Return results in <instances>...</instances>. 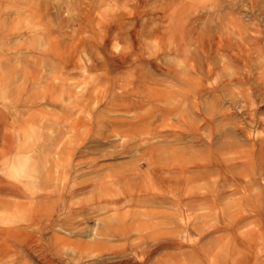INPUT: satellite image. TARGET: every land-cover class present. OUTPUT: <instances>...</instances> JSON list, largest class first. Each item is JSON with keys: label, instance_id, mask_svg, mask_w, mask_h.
I'll use <instances>...</instances> for the list:
<instances>
[{"label": "rangeland", "instance_id": "rangeland-1", "mask_svg": "<svg viewBox=\"0 0 264 264\" xmlns=\"http://www.w3.org/2000/svg\"><path fill=\"white\" fill-rule=\"evenodd\" d=\"M212 1L182 0L181 17L194 22L207 17L213 22L209 25L212 36L217 35L213 38L219 39L225 37L222 25L228 23L226 28L231 30V17H240L237 20L243 21L249 36L264 37V0ZM167 2L0 1V114L7 120L5 131L0 123V181L20 187L0 189V264H42L47 260L70 264L78 259L73 243L93 239L107 224L114 229L100 249L106 255L103 264H264V174L258 173L259 140L246 139L241 128L264 132V91L258 90L264 88V53L256 50L255 55L251 50L253 68L230 63L238 68L234 73L232 66L221 68L215 55L210 64L213 71L205 72V79L198 78L203 89L207 88L198 98L200 106L207 114L214 112L217 125L213 133L203 132L202 138L210 134L216 143L236 142L230 155H234L239 176L233 183L228 174L220 172L203 179L187 178L188 173L183 177L178 163L191 155V140L184 128L189 103L181 102L176 94L185 83L167 68L174 72L190 69L175 49L172 25L162 15ZM197 20V25L192 21L196 27L200 26ZM243 75H248L250 84L239 79ZM255 77L261 79V87ZM144 86L150 93L142 91ZM231 92L238 101L235 109L227 98ZM215 95L221 99L216 101ZM176 103L179 107L172 111ZM141 119L145 124L138 130ZM236 124L241 125L238 130ZM3 131L10 135V150L1 147ZM198 148L204 155L211 154L204 145ZM253 148L257 150L251 151ZM179 185L182 196L202 192L205 201L188 200L183 207V202L173 198L176 191L181 193ZM103 192L110 199L122 195L126 202L118 208L100 209ZM213 197L218 199L216 206ZM181 210L190 215L186 224L178 219ZM235 216L242 220L233 231L230 226Z\"/></svg>", "mask_w": 264, "mask_h": 264}, {"label": "bare ground", "instance_id": "bare-ground-1", "mask_svg": "<svg viewBox=\"0 0 264 264\" xmlns=\"http://www.w3.org/2000/svg\"><path fill=\"white\" fill-rule=\"evenodd\" d=\"M1 1V0H0ZM14 1V0H13ZM26 1V0H25ZM164 1V0H163ZM167 1V0H166ZM249 1H251V0H249ZM12 2V1H11ZM19 2V1H18ZM141 2V1H140ZM213 3H214V0L212 1ZM229 2V1H228ZM20 3V2H19ZM215 3H216V0H215ZM249 3V2H248ZM167 4H168V8L167 9H169V11L170 12H168V11H166L165 9V6L163 7L162 6V8H163V12H166V13H163L162 15H166V17H165V19H166V21L168 22V24H169V22H170V26L173 28V30H174V32L175 33H173L174 34V37H176L173 41H174V44H175V49H177L178 50V52H179V54H180V58H181V60H182V62H186L187 64H188V68L190 69V71L189 72H186V71H184V72H174V70L172 69V68H167V70H168V72H170L171 74H175V75H177V77L178 78H180L181 80H182V82H184L185 83V85H183V86H185L184 88H182V89H178V92L176 93L177 94V96H178V99H180V101L181 102H185V103H189L188 104V108H189V110H188V112H187V110H186V113H187V120H185L186 121V125H185V131H186V133H187V135L189 136V141L191 142V155H195V157H193V158H191L192 156L190 155V157H188V159L186 160V161H183V162H181V161H179V168H178V171L183 175V177H185L186 175H187V173H188V175L186 176L187 178H190L191 176H193V177H198V178H202V177H204V176H206V175H210V174H213V173H211V172H220V173H224V174H228L230 177H231V181H232V183L234 182V178H235V176L236 175H238V171H237V165L234 163V155H230L231 153H234L235 152V141L234 140H232V141H224V142H218L217 141V143L216 142H213V140H212V138H214V137H212V135H210L209 134V136H207V135H205V136H207V137H203L202 138V135H203V132H207V131H209L210 133H213L215 130V128H216V123H215V119L213 118V113H211V115L210 114H207L205 111H204V109H202L201 108V106H200V102H199V100H198V98L200 99V95H201V92L202 91H204V90H206L207 88H205V89H203V86H202V81L200 80H198V78L199 77H201V76H205V72H212L213 70V68L212 67H210V66H212V65H210V64H212V58H213V56H215L216 55V57L219 59V61H220V63L219 64H221L220 66H221V68H226V67H228V66H232V65H229L230 63H234V67H237L238 65V63H241V64H243V66H241V64H240V66L241 67H244V69L249 65V68H250V63H252L251 62V57L253 58V55L251 56V53H252V51L253 52H255L256 54L255 55H257L258 53L256 52V50L257 51H261V53H264V37H262V38H260V37H258V33H259V35H261L262 34V36H264V33H261L260 34V31L258 30V32H257V34H255V35H257V37H255V36H249L248 35V29L246 28V26L244 25V24H242L243 23V21H242V23L239 21V20H237V19H240V17L239 18H237L236 20H234V19H232V17H231V20L229 21V23L231 24L230 25V28H231V30L230 29H227L226 28V26H227V24L225 25V26H223L224 24H223V22H222V28L221 29H223V31L225 32L224 34H225V37L223 36V38H221V36H219L220 37V39L219 38H213V37H215V36H217V35H215L214 34V36H212L213 35V33H211L210 32V28H209V25H211V22H212V20H208V18L206 17V20L204 19V18H199L198 20H197V22H199V24H200V26L198 25V27H196V25L198 24V23H195L196 22V20H195V22H194V20H193V18H192V20L191 21H189L188 19H184L183 20V18L181 17V10H182V7H181V4H183L182 3V0H168V2H167ZM188 4V3H187ZM232 4V3H231ZM245 4V3H244ZM1 5V4H0ZM5 7H6V5L5 4H3ZM12 5V4H11ZM236 5V4H235ZM234 5V6H235ZM240 5V4H239ZM4 7V8H5ZM18 7V6H17ZM232 7V6H231ZM236 7V6H235ZM243 7H245V6H243ZM246 8V7H245ZM187 9V8H186ZM241 9V8H240ZM0 10H3V9H0ZM19 10V9H18ZM198 10V9H197ZM22 11V10H21ZM236 11H239L238 9H236ZM2 12V11H1ZM6 12H7V10H6ZM18 12V11H17ZM235 12V11H234ZM3 13V12H2ZM161 13H162V11H161ZM4 14V13H3ZM195 14V13H194ZM230 14V13H229ZM219 15V14H218ZM225 15H227V17H228V14H225ZM237 15V14H236ZM10 16V15H9ZM131 16V15H130ZM217 16V15H216ZM205 17V16H204ZM211 17V16H210ZM212 17H214V16H212ZM211 17V18H212ZM217 17H219V16H217ZM234 17V16H233ZM196 18V17H195ZM221 18V17H220ZM220 18H218V20L220 19ZM224 18V17H223ZM229 18V17H228ZM161 20V19H160ZM215 20H217L216 19V17H215ZM221 20V19H220ZM223 20V19H222ZM227 20V19H226ZM3 21V20H2ZM196 24V25H194L193 24V22ZM245 21V20H244ZM201 22V23H200ZM213 23V22H212ZM249 23V22H248ZM215 24H218V23H215ZM251 26H253L251 23H249ZM249 24H247V25H249ZM169 27V26H168ZM256 27V26H255ZM2 28V27H1ZM166 28V27H165ZM254 28V27H253ZM132 29V28H131ZM213 29V28H212ZM168 30V29H167ZM172 30V31H173ZM255 30V29H254ZM7 31V30H6ZM133 31H135V30H133ZM217 31V30H216ZM215 31V32H216ZM214 32V33H215ZM219 32H221V31H219ZM218 32V33H219ZM252 31H250V33H251ZM254 32V31H253ZM252 32V34H254ZM46 33V32H45ZM159 33V32H158ZM161 33V32H160ZM48 34V33H47ZM172 34V33H171ZM156 35V34H155ZM154 35V36H155ZM242 35H245V37L243 36L242 37ZM165 36H167V35H165ZM173 36V35H172ZM230 36H232V38L230 37ZM160 37H162V36H160ZM230 37V38H229ZM142 38H144V37H142ZM151 38V37H150ZM163 38V37H162ZM177 38H178V40H177ZM179 38L183 41V43L181 44H178L179 43ZM134 39V38H133ZM131 40H132V38H131ZM178 42H177V41ZM140 41V40H139ZM171 41V40H170ZM149 42V41H148ZM172 42V41H171ZM136 44V43H135ZM165 45V44H164ZM172 46V45H171ZM138 47V46H137ZM159 47V46H158ZM46 48V47H45ZM137 49V48H136ZM136 49H134V50H136ZM174 49V50H175ZM224 50V51H227L228 52V55H223L222 53H224L223 51L221 52V50ZM253 49V50H252ZM252 50V51H251ZM136 52V51H135ZM134 52V53H135ZM138 52V51H137ZM140 53V52H139ZM261 53H259V54H261ZM225 54H226V52H225ZM253 54V53H252ZM141 55V54H140ZM155 55V54H154ZM143 56H145V55H143ZM256 57V56H255ZM254 57V58H255ZM259 57H262V54L261 55H259ZM218 59H217V61H218ZM256 60L258 59V63L260 62V63H262L261 61H262V59L260 60L258 57L257 58H255ZM254 59V60H255ZM260 60V61H259ZM126 61V60H125ZM132 61V60H131ZM253 61V60H252ZM184 62V63H185ZM257 62V61H256ZM128 63V62H127ZM214 63V62H213ZM237 63V64H236ZM173 64V63H172ZM182 64V63H181ZM180 64V65H181ZM218 64V63H217ZM257 64V63H256ZM237 65V66H236ZM258 65V64H257ZM261 64H259V66H260ZM219 66V67H220ZM232 66V68H234ZM255 66V65H254ZM258 66V68H256L257 69V71L259 70L260 71V67ZM215 67H217V65L215 66ZM251 67H252V65H251ZM221 68H218V69H221ZM229 68V67H228ZM232 68H230V71H231V69ZM253 68V67H252ZM175 69V68H174ZM181 69V68H180ZM217 69V68H216ZM238 69V68H237ZM237 69L235 70V68L232 70L233 71V73H234V70L235 71H237ZM29 70V69H28ZM164 70V69H163ZM249 70V69H248ZM180 71V70H179ZM182 71V70H181ZM217 71V70H216ZM224 71H229L228 69L227 70H224ZM224 71L222 70V72L224 73ZM231 71V72H232ZM240 71V73L243 71H241V70H239ZM246 71V70H245ZM256 70L255 71H253V73L254 72H257ZM7 72V71H6ZM217 72H219V71H217ZM221 72V70H220V73H222ZM230 72V73H231ZM250 72V71H249ZM215 74H217L216 72H214ZM232 74V73H231ZM245 74H247V73H245ZM261 74L262 75H264V70H262L261 71ZM2 75V74H1ZM4 75H5V73H4ZM208 75H209V73H208ZM210 75H212V77L211 78H213V75L214 74H211L210 73ZM224 75H227V74H224ZM233 75H235V74H233ZM236 75H238V73H236ZM23 76V75H22ZM41 76V75H40ZM204 76H203V78H204ZM256 76H257V74H256ZM259 76V75H258ZM209 77V76H208ZM217 77V76H216ZM226 77V76H225ZM229 77H230V74H229ZM261 76H259V78H260ZM7 78V77H6ZM210 78V77H209ZM254 78V77H253ZM256 78L257 77H255V80H256ZM258 78V79H259ZM261 78H264V76H262ZM205 79V78H204ZM204 79H203V81H204ZM224 79V78H223ZM232 78H230V80H231ZM234 79V78H233ZM240 80H242L243 81V83L244 82H246V83H249L248 82V75H243V77L242 78H239ZM258 79L256 80L257 82H258V84L260 85V83H261V79H260V81H258ZM144 80V79H143ZM142 80V81H143ZM147 80V79H146ZM209 80V79H208ZM217 80V79H216ZM219 80H220V78H219ZM225 80V79H224ZM224 80H223V82H224ZM254 80V79H253ZM141 81V82H142ZM207 81V80H206ZM211 81H214V80H212L211 79ZM232 81V80H231ZM239 81V80H238ZM146 82V81H145ZM205 82V81H204ZM217 82L218 81H216V84H217ZM223 82H220L221 84H220V86H221V88H224L223 86ZM240 82V81H239ZM262 82H264V81H262ZM1 83H3V82H1ZM206 83V82H205ZM209 83H210V81H209ZM208 83V84H209ZM215 82H213L212 84H214ZM229 83V82H228ZM236 83H238V82H236ZM236 83H234V84H236ZM252 83V82H251ZM254 83L256 84V82L254 81ZM254 83H253V86H254ZM136 84V83H135ZM142 84H143V82H142ZM204 84V83H203ZM218 84H219V82H218ZM250 84V83H249ZM248 84V85H249ZM257 84V85H258ZM43 85V84H42ZM144 85V84H143ZM150 85V84H149ZM205 85V84H204ZM210 85V84H209ZM244 85V84H243ZM262 85V87H264V83H262L261 84ZM261 85H260V87H261ZM74 86V85H73ZM132 86V85H131ZM216 86V85H215ZM220 86H219V88H220ZM239 86V85H238ZM245 86V85H244ZM247 86V85H246ZM144 87H146V86H144ZM143 87V88H144ZM206 87V86H205ZM212 87V86H211ZM241 87V86H240ZM247 87H249V86H247ZM218 88V89H219ZM239 88V87H238ZM256 88V87H255ZM259 88V87H258ZM7 89V88H6ZM145 89H148L147 87L146 88H144L142 91H144ZM227 89V88H226ZM248 89V88H247ZM257 89V88H256ZM4 90V89H3ZM23 90V89H22ZM214 90V89H213ZM225 90V89H224ZM239 90H241V89H239ZM242 90H245L244 88L242 89ZM258 90H260V92H262V91H264V88H262V89H258ZM6 91V90H5ZM136 91V90H135ZM147 91V90H146ZM210 91V90H209ZM215 91V90H214ZM218 91V90H217ZM217 91H215V92H217ZM232 91V90H231ZM249 91V90H248ZM148 93H150V90L148 89V91H147ZM205 92V91H204ZM259 92V91H258ZM260 92H259V94H260ZM218 93V92H217ZM235 93V92H234ZM152 94V93H151ZM203 94H205V93H203ZM6 95V94H5ZM153 95V94H152ZM152 95H150V96H152ZM158 95V93L157 94H154L153 96H155L156 98L158 97H161V96H157ZM162 95V94H161ZM221 95V94H220ZM216 96V101L217 100H219V99H221V98H219V97H221V96H217V95H215ZM214 96V97H215ZM251 96V95H250ZM256 96V95H255ZM261 96H264V95H261ZM154 97V98H155ZM171 97H172V95H171ZM225 97V96H224ZM253 97V96H252ZM259 97H260V95H259ZM155 98V99H156ZM174 98H176V95H175V97H173L172 99H174ZM217 98H219V99H217ZM227 98L229 99V104L231 105V107L232 108H234L235 109V105H236V103H238V101H237V99L232 95V92H231V95H227ZM226 98V99H227ZM238 98H240L239 96H238ZM171 99V98H170ZM171 99V100H172ZM202 99V98H201ZM245 98H242V100H244ZM260 99V98H259ZM261 99H264V98H261ZM205 100V99H204ZM214 100V99H213ZM176 101V100H175ZM239 101H241V100H239ZM248 101V100H247ZM202 102V101H201ZM205 102V101H204ZM242 102H244V101H242ZM242 102H241V104H242ZM257 102V101H256ZM260 102H262V101H260ZM206 103V102H205ZM221 103V102H220ZM240 103V102H239ZM244 103H246V100H245V102ZM167 104H168V102H167ZM182 104V103H181ZM250 104H251V102H250ZM255 104V103H254ZM163 105V104H162ZM201 105H203V103H201ZM205 105V104H204ZM243 105V104H242ZM241 105V106H242ZM249 105V104H248ZM207 106V105H206ZM210 106H212V104L210 105ZM226 106V105H225ZM179 107V105L176 103V104H174L173 105V107H172V111L173 110H175L176 108H178ZM218 107V106H217ZM228 107V106H227ZM237 107V106H236ZM246 107V104H245V106H244V108ZM205 108V107H204ZM211 108V107H210ZM230 108V107H229ZM240 108V107H239ZM243 108V107H242ZM163 109V108H162ZM206 109V108H205ZM209 109V108H208ZM217 109V108H216ZM9 110V109H8ZM156 110H159V109H156ZM165 110V109H164ZM211 110V109H210ZM212 110H214V109H212ZM253 110V109H252ZM169 111H171V109H169ZM171 111V112H172ZM222 111V110H221ZM221 111H220V113H221ZM228 111V110H227ZM226 111V112H227ZM247 111V110H246ZM255 111V110H254ZM166 112H167V110H166ZM229 112V111H228ZM225 113V116H226V118L228 117L229 118V113L230 112H232V111H230L229 113ZM251 112L252 111H250V115H251ZM219 113V112H218ZM224 113V112H223ZM235 113V112H234ZM248 114H249V112H247ZM169 114V113H168ZM168 114H166V116L168 115ZM179 114V113H178ZM177 114V115H178ZM254 114V113H253ZM252 114V116H255V115H253ZM160 115H161V113H160ZM165 115V114H164ZM232 115V114H231ZM243 115V114H242ZM174 116V115H173ZM182 116V115H181ZM184 116V115H183ZM182 116V117H183ZM249 116V115H248ZM247 116V117H248ZM182 117H180L181 119H182ZM250 117V116H249ZM258 117V116H257ZM167 118V117H166ZM217 118V117H216ZM240 118H242V117H240ZM251 118V117H250ZM249 118V119H250ZM168 119V118H167ZM176 119V118H175ZM184 119V118H183ZM238 119V118H237ZM249 119H248V121H249ZM75 120H76V118H75ZM160 120H162V118L160 119ZM229 120H230V118H229ZM254 120V119H253ZM6 119H5V116L4 115H2V114H0V123H1V129H3L4 131H5V125L7 124L6 123ZM138 121V120H137ZM165 121V120H164ZM232 121H234V119H232ZM235 121H236V119H235ZM251 121H252V119H251ZM129 122V121H128ZM136 122V121H135ZM134 122V123H135ZM139 122V121H138ZM241 122V121H240ZM244 122V121H243ZM253 122V121H252ZM251 122V123H252ZM133 123V122H132ZM133 123V125L135 126V124ZM180 123H182V122H180ZM237 123V122H236ZM245 123H246V121L244 122V125H245ZM145 124V120L144 119H141L140 120V122L139 123H137V129L139 128V129H142L143 128V125ZM169 124V123H168ZM240 124H242V123H240ZM239 124V125H240ZM247 124V123H246ZM237 125V128H235L236 130H238L239 128H240V126L238 125V124H236ZM236 125H234L235 127H236ZM243 125V124H242ZM253 125V124H252ZM134 126H133V128H134ZM233 126V125H232ZM246 126V125H245ZM167 127V126H166ZM239 127V128H238ZM131 128V127H130ZM147 128H149V127H147ZM146 128V129H147ZM242 128V132H243V134H244V136H245V138L246 139H249V140H251V139H254L255 137H257V139L259 140L258 141V143H259V146H258V148H259V150L257 151V158H258V160H259V163H260V169H258V173L260 174V175H262V174H264V152H262V148H264V132H262V133H253L252 131H250V130H247V129H245V128H247V127H245V128H243V127H241ZM252 128V127H251ZM138 129V130H139ZM180 129V128H179ZM217 129V128H216ZM224 129V128H223ZM234 129V130H235ZM134 130V129H133ZM143 130V129H142ZM184 130V129H183ZM3 131V133L1 134L2 135V137H1V147H4V148H6L7 150H10V144H9V139H10V135L7 133V132H4ZM217 131V130H216ZM142 132V131H141ZM144 132V131H143ZM231 132V131H230ZM236 132H240V131H236ZM235 132V133H236ZM242 132H241V134H242ZM140 133V132H139ZM183 133V132H182ZM234 133V132H233ZM134 134H136V133H134ZM218 134V133H217ZM238 134H240V133H238ZM188 136H187V138H188ZM243 136V135H242ZM243 136V137H244ZM174 138V137H173ZM244 138V139H245ZM177 140V139H176ZM249 140H248V142H249ZM188 141V142H189ZM253 141V140H252ZM172 142V141H171ZM194 142V143H193ZM247 142V141H246ZM251 143V142H250ZM252 144V143H251ZM250 144V145H251ZM198 145H201V146H206V149L208 150V151H210V153L212 154L213 153V155H211V154H207V155H204V152H200V149L198 148ZM256 145V144H255ZM254 145V146H255ZM188 146V145H187ZM197 146V147H196ZM249 146V145H248ZM165 147H167V146H165ZM189 147V148H190ZM242 147V146H241ZM243 147H245V145L243 146ZM252 147V146H251ZM189 148H188V150H189ZM242 149V148H241ZM240 149V150H241ZM244 149V148H243ZM187 150V151H188ZM203 150V149H202ZM201 150V151H202ZM239 150V149H238ZM250 150V149H249ZM252 150H254V148L253 149H251V151ZM257 150V149H256ZM256 150H254L253 152H255ZM248 151V150H247ZM12 152V151H11ZM55 152V151H54ZM148 152H149V150H148ZM249 152V151H248ZM179 153H181V152H179ZM223 154L224 155V153H228L229 154V156L228 157H223L221 154ZM246 153V152H245ZM147 154H149V153H147ZM184 154H185V152H184ZM145 155V154H144ZM247 155V154H246ZM237 156V155H236ZM252 156H253V154H252ZM255 156V155H254ZM198 157V158H197ZM246 157V156H245ZM251 157V156H250ZM190 158V159H189ZM197 158V159H196ZM256 158V157H255ZM149 159H151V158H149ZM178 159V158H177ZM245 159V158H244ZM253 159H254V157H253ZM250 161V160H249ZM254 161V160H253ZM257 161V160H256ZM251 162V161H250ZM171 163V162H170ZM175 163V162H174ZM241 163H243L242 161L240 162V164ZM255 163H257V162H255ZM237 164H239V163H237ZM249 164V163H248ZM252 164H254V162H252ZM148 165H153V163L152 162H149L148 163ZM247 165V164H246ZM161 166V165H160ZM239 166V168H240V165H238ZM244 166V165H243ZM241 167L240 169H242V168H244V167H246V166H244V167ZM256 166H257V164H256ZM255 166V167H256ZM177 167H178V165H177ZM248 168H249V166H248ZM247 168V169H248ZM175 169V168H174ZM177 169V168H176ZM239 169V171H241ZM252 169V168H251ZM255 169H257V168H255ZM254 169V170H255ZM148 171V170H147ZM160 171V170H159ZM256 171V170H255ZM57 173V172H56ZM30 174V173H29ZM192 174H194V175H192ZM217 174H219V173H217ZM180 175V174H179ZM239 176V175H238ZM245 176V175H244ZM260 177V176H259ZM180 178V177H179ZM186 178V179H187ZM250 178V177H249ZM175 179V178H174ZM203 179V178H202ZM259 179H261V178H259ZM171 180V179H170ZM182 180H183V178H182ZM175 181V180H174ZM179 181V180H178ZM205 181V180H204ZM262 181H264V180H262ZM18 182V181H17ZM168 182V181H167ZM177 182V181H176ZM189 183V182H188ZM216 183V182H215ZM259 183H260V185H261V181H259ZM25 184V183H24ZM200 184V183H199ZM199 184H198V186H199ZM236 184V183H235ZM125 185V184H124ZM123 185V186H124ZM145 185V184H144ZM174 185H175V182H174ZM233 185V184H232ZM262 185H264V184H262ZM231 186V185H230ZM240 186H242V185H240ZM23 187V186H22ZM251 187V186H250ZM1 188H6V189H8V190H18L20 187L17 185V184H8V183H6V184H4V183H1V181H0V189ZM26 188V187H25ZM171 188V187H170ZM182 188H184L183 186H182ZM187 188H189V187H187ZM185 189H186V187H185ZM258 189H259V187H258ZM22 190V189H21ZM178 190H180L181 191V187H180V185H179V187H178ZM183 190V189H182ZM196 190V189H195ZM223 190H225V189H223ZM262 190H264V189H262ZM188 191V190H187ZM201 191H203V190H201ZM200 191V192H201ZM21 193V192H20ZM62 192H60V194H61ZM179 191L177 192L176 191V194L177 195H175V196H173V198H175V200L177 201V203H181V202H183L182 204H183V207H187L188 205H187V202H189L188 200H191V203H192V200H194V201H198L199 203H201L203 200L205 201V194L202 196V192L201 193H199V195H197L196 193H191V192H188V193H186V195L185 196H182V191H181V193H180V195H179ZM204 193H206V192H204ZM216 193V192H215ZM224 193H225V191H224ZM201 194V195H200ZM37 195V194H36ZM207 195V194H206ZM40 196V195H39ZM42 196V195H41ZM60 196V195H59ZM147 197V196H146ZM190 197H192V198H190ZM211 197H212V195H211ZM112 199H110V195H108L107 193H105V192H103V193H101V198H100V201H101V208L100 209H107L109 206H111L112 208L114 207V208H118L119 207V205L120 204H123L124 202H126V200H125V198L122 196V195H117V197L116 196H113V197H111ZM217 198V197H216ZM58 199V198H57ZM209 199H210V197H209ZM213 199H214V197H213ZM49 200V199H48ZM51 200V199H50ZM210 200H212V199H210ZM209 200V202L211 203L212 201H210ZM218 200V199H217ZM217 200H215L214 199V201H215V203H216V201ZM221 200V199H220ZM49 202V201H48ZM131 202V201H130ZM206 202H208V199L206 200ZM208 202V203H209ZM47 204V203H46ZM53 204V203H52ZM184 204H185V206H184ZM218 203H216L215 204V206L217 205ZM230 204V203H229ZM176 205V204H175ZM178 205H180V204H178ZM52 206V205H51ZM137 206V205H136ZM181 206V205H180ZM214 206V207H215ZM179 207V206H178ZM229 207V206H228ZM51 208V207H50ZM182 208V207H181ZM180 208V209H181ZM191 208V207H190ZM188 209V208H187ZM186 209V210H187ZM7 210V209H6ZM182 210H184L183 208H182ZM180 211L181 213H180V216L178 217V219H180V221L181 222H183L184 224H186V222H187V219H188V213H187V211ZM212 212V211H211ZM229 212V211H228ZM42 214V213H41ZM44 214V213H43ZM241 215V214H240ZM43 216V215H42ZM190 216V215H189ZM242 216V215H241ZM241 216H235L236 218H233V223H232V225H231V223H230V228H232V230L233 231H235V229H236V227H237V223H240V221L242 220L241 218L243 217H241ZM246 216V215H245ZM244 216V217H245ZM222 219V218H221ZM223 220V219H222ZM173 221V220H172ZM103 223H104V221H103ZM111 225V224H110ZM109 224H107V225H105V227L104 228H102V229H100V230H98L95 234H94V232H93V234L95 235V237L93 238V239H89V240H77L75 243H73V248H72V250H74V252L76 253V256H78L77 258V260L75 259H72L71 260V263L70 264H103V261L105 260V256L103 255V254H101L100 253V249L106 244V240H104L105 238H107L108 236H110L109 234H111V231L114 229L112 226H110ZM220 225V224H219ZM226 226V225H225ZM36 227V226H35ZM123 227V226H122ZM121 227V228H122ZM217 227H218V225H217ZM100 228V227H99ZM119 228V227H118ZM118 228H116V232L118 233L119 231H117V229ZM120 228V229H121ZM215 228V227H214ZM227 228H228V226H227ZM226 228V229H227ZM225 229V230H226ZM122 230L124 231V228H122ZM227 231V230H226ZM228 233V232H227ZM15 234V233H14ZM176 234V233H175ZM229 234V233H228ZM237 234V233H236ZM1 235V234H0ZM22 235V234H21ZM186 236V235H185ZM30 239L32 238V239H35V237H32L31 235H29L28 236ZM188 237V236H187ZM240 238V237H239ZM177 239V238H176ZM175 239V240H176ZM186 240H188L187 238H186ZM189 240H190V238H189ZM188 240V241H189ZM211 240V239H210ZM30 241H32V240H30ZM35 241V240H34ZM119 241V240H118ZM158 241V240H157ZM241 241H243L242 239H241ZM249 241V240H248ZM133 242V241H132ZM168 242V241H167ZM173 242V241H172ZM177 242V241H176ZM156 244V243H155ZM168 244V243H167ZM159 245V244H158ZM174 245V244H173ZM176 245V244H175ZM177 245H178V243H177ZM155 246V245H154ZM242 246V245H241ZM29 247V246H28ZM109 247V246H108ZM161 247V246H160ZM173 247V246H172ZM134 248V247H133ZM70 249V248H69ZM106 249V248H105ZM109 249V248H108ZM150 249V248H149ZM103 250V249H102ZM152 252V251H151ZM120 252L118 251V254H119ZM126 253V252H125ZM124 253V254H125ZM128 254H129V252H127ZM47 254V253H46ZM112 254V253H111ZM142 254V253H141ZM123 255V254H122ZM127 255V254H126ZM132 255V254H131ZM143 255V254H142ZM257 255V254H256ZM75 256V257H76ZM109 257V256H108ZM124 257H126V256H124ZM128 257V256H127ZM107 259H109V258H107ZM106 259V260H107ZM111 259V258H110ZM123 259V258H122ZM143 259V258H142ZM47 260V259H46ZM67 260V259H66ZM78 260H79V262H78ZM115 260V259H114ZM108 261V260H107ZM70 262V261H69ZM128 262V261H127ZM243 262V261H242ZM67 263H68V261H67ZM151 263V262H150ZM42 264H53V262H51L50 260H47L46 262H43ZM117 264H120V263H117ZM152 264V263H151Z\"/></svg>", "mask_w": 264, "mask_h": 264}]
</instances>
